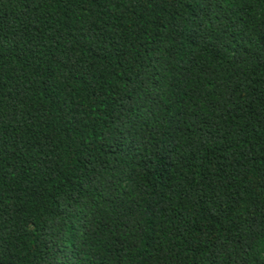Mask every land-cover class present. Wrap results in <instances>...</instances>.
<instances>
[{"label":"trees","instance_id":"trees-1","mask_svg":"<svg viewBox=\"0 0 264 264\" xmlns=\"http://www.w3.org/2000/svg\"><path fill=\"white\" fill-rule=\"evenodd\" d=\"M0 264H264V0H0Z\"/></svg>","mask_w":264,"mask_h":264}]
</instances>
